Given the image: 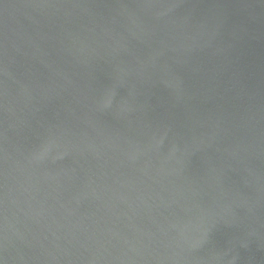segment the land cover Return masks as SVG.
I'll return each mask as SVG.
<instances>
[{"label":"water","instance_id":"obj_1","mask_svg":"<svg viewBox=\"0 0 264 264\" xmlns=\"http://www.w3.org/2000/svg\"><path fill=\"white\" fill-rule=\"evenodd\" d=\"M0 264H264V0H0Z\"/></svg>","mask_w":264,"mask_h":264}]
</instances>
